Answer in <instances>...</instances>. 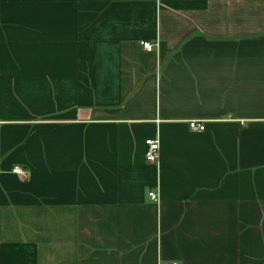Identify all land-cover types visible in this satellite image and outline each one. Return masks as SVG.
Listing matches in <instances>:
<instances>
[{"label": "crops", "instance_id": "0c3cea01", "mask_svg": "<svg viewBox=\"0 0 264 264\" xmlns=\"http://www.w3.org/2000/svg\"><path fill=\"white\" fill-rule=\"evenodd\" d=\"M172 263L264 264V0H0V264Z\"/></svg>", "mask_w": 264, "mask_h": 264}, {"label": "built area", "instance_id": "2783aa9c", "mask_svg": "<svg viewBox=\"0 0 264 264\" xmlns=\"http://www.w3.org/2000/svg\"><path fill=\"white\" fill-rule=\"evenodd\" d=\"M143 49L147 52H153L156 50V46L152 45L150 43H143L142 44ZM158 47V46H157ZM190 128L194 131V132H203L205 127L203 124L201 123H191L190 124ZM160 158V141L157 140H153L148 142L147 144V150H146V161L148 162V164H156L158 163ZM14 173L16 174H24L20 169L16 168L14 170ZM151 199L153 201H158L159 200V196L157 193L155 194H151L150 195ZM172 264H179V263H172Z\"/></svg>", "mask_w": 264, "mask_h": 264}]
</instances>
